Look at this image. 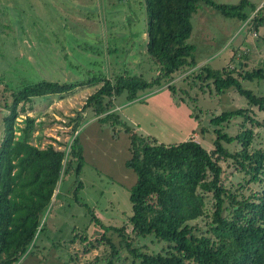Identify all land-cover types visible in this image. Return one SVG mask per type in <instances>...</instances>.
<instances>
[{
  "label": "rangeland",
  "instance_id": "obj_1",
  "mask_svg": "<svg viewBox=\"0 0 264 264\" xmlns=\"http://www.w3.org/2000/svg\"><path fill=\"white\" fill-rule=\"evenodd\" d=\"M251 1L257 3V10L264 6V0ZM198 5L191 18L193 31L188 39L195 46L197 65L177 71L160 86L139 92L133 101H127L126 93L119 96L108 112L117 113L150 143L173 144L194 139L213 149L216 126L211 119L224 111L249 105L247 98L235 89L218 93L213 80L198 78L202 66L221 72L264 66V27L255 30L250 26L256 11L248 20L241 21L226 17L204 1ZM147 40L144 0H0V146L5 136L4 117L9 113L5 104L12 101L14 92L44 79L76 82L103 74L115 80L128 74L151 80L160 69L146 50ZM260 82L242 83L263 95L264 81ZM98 87L92 83L48 99L36 97L33 109L16 119L17 136L28 123V117L34 119L31 142L41 148L53 144L69 153L78 133L85 156L80 202L74 198L75 175L62 172L38 232L17 264H108L110 247L101 239L105 231L92 221L90 210L105 225H127V232L138 246L147 245L160 252L167 245L153 236L138 238L132 231L128 220L132 215L129 190L138 176L126 165L133 154L131 138L125 127L99 122L107 113L96 115L93 108L83 109L86 99ZM253 108L255 118L264 123V111ZM79 112L84 120L72 135L69 131L75 122L67 123L69 117L77 118ZM223 127L231 135L253 128V147H264V125L234 117ZM227 146L235 152L241 150L242 143L235 140ZM221 165L227 188L246 196L264 189L263 180H253L252 174L238 169L232 159L221 161ZM210 208L209 202L207 214L192 222L197 225L196 233L209 228ZM84 236L88 240H82ZM106 236L120 249L122 258L115 264H133L127 249L120 247L119 233L108 231Z\"/></svg>",
  "mask_w": 264,
  "mask_h": 264
},
{
  "label": "trees",
  "instance_id": "obj_2",
  "mask_svg": "<svg viewBox=\"0 0 264 264\" xmlns=\"http://www.w3.org/2000/svg\"><path fill=\"white\" fill-rule=\"evenodd\" d=\"M201 1L226 17L241 21L248 20L256 11L250 26L255 30L264 27V6L257 10V3L251 0H241L238 4L214 0H144L146 50L160 69L154 78L147 80L143 75L125 74L114 80L102 74L76 82L44 79L12 94V101L5 104L9 113L4 117L5 136L0 146V264H17L26 254L62 172L76 177V201L80 202L78 193L84 187L80 178L85 165L84 148L76 134L84 120L82 112L77 118L69 117L67 123L75 122L69 133L76 134L69 153L53 144L44 148L33 144L35 128L31 117L17 136L16 119L33 109L36 97L48 99V96L62 95L92 83L99 87L86 99L83 109L93 108L96 115L107 113L99 122L123 126L131 138L133 154L126 165L138 176L129 190L132 215L128 220L132 231L138 238L153 236L167 243L160 252L152 251L147 245L138 246L127 232V225H105L95 211L90 210L92 221L105 231L101 239L110 247L108 264L122 258L119 247L106 236L108 231L119 233L120 247L127 249L133 264H264V189L246 196L227 188L221 165V161L232 159L238 169L252 174L253 180L264 182V147H253V128H244L236 135L223 129L234 117H244L253 125H264L253 115V107L264 111V94L254 93L242 83L258 80L261 84L264 66L222 72L202 66L198 78L213 80L218 93L235 89L247 98L249 105L224 111L211 119V124L216 126L211 150L194 139L173 144L150 143L117 113H108L119 96L126 93L127 101H133L139 92L160 86L177 71L197 65L195 46L188 39L193 31L191 18ZM235 140L242 143V148L232 152L227 145ZM209 202L212 209L209 228L196 233L197 225L192 222L207 214ZM81 239L88 240L86 236Z\"/></svg>",
  "mask_w": 264,
  "mask_h": 264
},
{
  "label": "crops",
  "instance_id": "obj_3",
  "mask_svg": "<svg viewBox=\"0 0 264 264\" xmlns=\"http://www.w3.org/2000/svg\"><path fill=\"white\" fill-rule=\"evenodd\" d=\"M40 142L44 144L46 142V140L45 141L44 140H40Z\"/></svg>",
  "mask_w": 264,
  "mask_h": 264
}]
</instances>
